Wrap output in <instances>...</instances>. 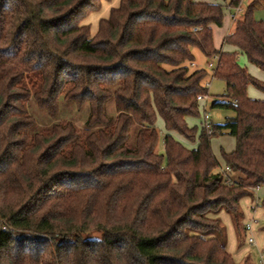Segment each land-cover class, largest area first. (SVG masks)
<instances>
[{
	"label": "trees",
	"instance_id": "1",
	"mask_svg": "<svg viewBox=\"0 0 264 264\" xmlns=\"http://www.w3.org/2000/svg\"><path fill=\"white\" fill-rule=\"evenodd\" d=\"M105 1L0 0V264H236L211 215L239 223L241 200L264 189V101L248 96L264 82L238 61L264 71L259 0L223 40L233 52L215 46L221 4L121 0L92 35L86 19ZM195 48L219 56L213 76L234 101L215 106L236 116L211 135L203 125L189 150L174 135L195 141L187 118L208 96ZM62 95L90 104L86 127L37 124L30 99L56 116ZM222 129L237 142L223 153L234 184L211 147Z\"/></svg>",
	"mask_w": 264,
	"mask_h": 264
},
{
	"label": "rangeland",
	"instance_id": "2",
	"mask_svg": "<svg viewBox=\"0 0 264 264\" xmlns=\"http://www.w3.org/2000/svg\"><path fill=\"white\" fill-rule=\"evenodd\" d=\"M196 2L216 3L223 5L229 3L230 0H194ZM255 0H242V9L245 11L249 4ZM121 0H110L103 2L101 9L98 12L91 13L86 19V23L90 26L91 34L95 35L98 32L99 23L103 19L110 17L114 8L119 7ZM235 10L226 8L223 29H214V42L218 50L223 49L224 52H233L235 49L231 45H223L224 37L233 27V20L231 13ZM242 14V13H241ZM256 18L264 20V0H261V6L256 11ZM194 65L191 69H200L207 71V77L204 85L208 86V96L199 102V114L197 116H190L187 118L189 127L196 130L195 141L188 140L178 134L174 135L176 141L183 145L186 149L192 150L198 147L199 137L203 131V123L205 121V114L208 116L209 122L212 126L224 125L228 119L236 116L233 109L223 106H215V104H229L233 103V99L227 93V85L225 81L213 76L212 70L209 68V63L216 64L215 59L207 58L198 48L194 49ZM239 64L242 68L247 70L253 77L264 82V71L257 66L251 64L248 58L240 54L238 58ZM248 96L252 99L264 101V92L256 88L254 85H249ZM110 116H116L115 100L111 99L107 105ZM30 113L35 117L39 126H51L55 122L71 121L78 127H86V122L90 115V104L87 102L82 106L74 101L65 100L62 95L59 100V111L56 116H51L48 110L40 107L34 98H31L28 104ZM156 128L160 134V152L165 154L163 140L166 134L164 121L160 115H157ZM236 138L232 136L229 131L222 129L216 136L211 139V147L219 161L224 168L225 161L223 153H231L236 149ZM255 191L253 197L247 196L241 200L242 217L239 223H235L233 218L225 210L218 214H212L211 217L218 219L224 228L223 242L226 245L228 252L232 255L236 264H264V207L256 205ZM261 200L264 198V189L261 188L258 192ZM255 207V210L252 209ZM256 215V221H253L255 226L253 231L247 230V224L252 222L253 215ZM254 238V243H249V238Z\"/></svg>",
	"mask_w": 264,
	"mask_h": 264
},
{
	"label": "built area",
	"instance_id": "3",
	"mask_svg": "<svg viewBox=\"0 0 264 264\" xmlns=\"http://www.w3.org/2000/svg\"><path fill=\"white\" fill-rule=\"evenodd\" d=\"M228 9L229 10H235V12L231 13V19L234 21V22H237L240 18V14L241 13H244V10L242 9V6L241 4L236 7V8H232L231 5L228 6ZM213 59L216 60V64L211 62L209 63V68L212 70V72L214 73L217 65H218V62H219V56H215ZM194 65V64H193ZM199 100L202 101L204 100V97L203 96H200L199 97ZM206 131H207V134L211 135L213 134L214 132V129H213V126L212 124L209 122L208 120V116L207 114H205V121L203 123ZM222 173L225 175V177L227 178V181L230 183V184H234V179L232 177H230V174H231V169L228 168V167H225V168H222ZM259 201V200H258ZM258 201H257V206H258ZM253 221H256V219H253L251 223L247 224V230L248 231H251L253 226H254V222ZM249 243H254V238L253 237H250L249 238Z\"/></svg>",
	"mask_w": 264,
	"mask_h": 264
},
{
	"label": "crops",
	"instance_id": "4",
	"mask_svg": "<svg viewBox=\"0 0 264 264\" xmlns=\"http://www.w3.org/2000/svg\"><path fill=\"white\" fill-rule=\"evenodd\" d=\"M231 1H232V0H230L229 3H228V2H227V3H224L223 6H225V8H228V6L231 4ZM241 2H242V1H241ZM240 4H241V3H240ZM241 6H242V4H241ZM260 6H261V0H259V6H258V8H259ZM244 12H245V11H244ZM243 14H244V13L240 14V16H239L240 19L243 17ZM233 23H234V24H233L232 29L229 31V33L226 34V36H228V35H230V34H233V33L235 32V28H236V23H237V22H234V21H233ZM214 29H223V27H222V28L214 27ZM226 36H225V37H226ZM225 37H224V38H225ZM233 177H234V176H233ZM234 178H235V177H234ZM259 190H260V189H259ZM259 190H256V191H255V197H254V198H255V201H256V202H255L256 205H257V201L260 199L259 196H258V192H259ZM252 197H253V196H252ZM252 209L255 210V207H252ZM253 219H256V215H255V214L253 215ZM253 219H252V220H253ZM254 226H255V224H254ZM254 226H253L251 232L253 231Z\"/></svg>",
	"mask_w": 264,
	"mask_h": 264
}]
</instances>
